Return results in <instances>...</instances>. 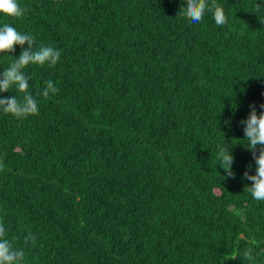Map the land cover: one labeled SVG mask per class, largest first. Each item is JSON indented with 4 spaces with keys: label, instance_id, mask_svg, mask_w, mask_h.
<instances>
[{
    "label": "trees",
    "instance_id": "16d2710c",
    "mask_svg": "<svg viewBox=\"0 0 264 264\" xmlns=\"http://www.w3.org/2000/svg\"><path fill=\"white\" fill-rule=\"evenodd\" d=\"M18 3L28 13H0V25L61 50L55 67L25 69L38 115L0 112V222L23 264H248L245 249L264 253V201L243 178L256 165L238 143L249 105L264 103V0H217L223 27L211 12L198 24L178 15L182 0ZM21 50L0 54V72ZM47 80L59 92L44 98Z\"/></svg>",
    "mask_w": 264,
    "mask_h": 264
},
{
    "label": "clouds",
    "instance_id": "9594fccd",
    "mask_svg": "<svg viewBox=\"0 0 264 264\" xmlns=\"http://www.w3.org/2000/svg\"><path fill=\"white\" fill-rule=\"evenodd\" d=\"M29 9L22 7L18 0H0V13L14 17L22 18L28 13ZM206 12H211L215 24L223 27L228 23V17L223 7L217 3V0H182L178 15H181L193 24L202 22ZM260 22L264 24V17L259 16ZM21 47L19 56L10 63L7 68L0 72V93L16 91L23 93L22 98L16 95L11 97L0 96V112L11 114L17 119H27L31 115H38L39 101L32 94L30 88L31 77L25 72L29 65H39L41 67H55L61 58V50L48 45H36L35 37L32 34L22 33L14 26L4 23L0 25V54L14 53L16 46ZM25 45H27L25 47ZM45 87L38 95L48 98L50 94L59 92L58 87L52 80L44 82ZM250 112L248 116L240 121L243 126L244 137L238 143H243L251 151L254 163L256 165L255 174L245 171L243 178L251 181L249 186L245 187L252 197L258 201H264V103L259 105L260 111H257V105H249ZM244 141H247L245 143ZM219 164L226 170L228 177H234L233 164L235 157L231 148L219 146L217 155ZM249 169L252 167L249 164ZM0 170H3V163L0 160ZM37 237L31 231L24 237V244L36 245ZM264 253H254L252 247L243 251V260L248 264H260L259 257ZM238 255H233L229 259H236ZM24 251L13 246L11 240L7 238V229L0 222V264H23Z\"/></svg>",
    "mask_w": 264,
    "mask_h": 264
}]
</instances>
